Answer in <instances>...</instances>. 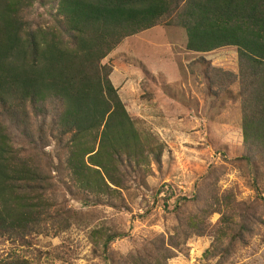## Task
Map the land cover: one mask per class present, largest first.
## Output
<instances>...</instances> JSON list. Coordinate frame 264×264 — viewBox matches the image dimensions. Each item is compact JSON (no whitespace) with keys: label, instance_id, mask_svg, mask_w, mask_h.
<instances>
[{"label":"trees","instance_id":"trees-1","mask_svg":"<svg viewBox=\"0 0 264 264\" xmlns=\"http://www.w3.org/2000/svg\"><path fill=\"white\" fill-rule=\"evenodd\" d=\"M158 25L183 28L190 51L237 49V61L206 63L224 72L221 79L238 77L242 125L231 140L264 163V0H0V239L71 226L72 217L54 208L53 171L99 204L120 198L129 178L152 162L162 164L163 144L139 130L111 80L112 66L103 64L126 38ZM50 141L56 165L44 151ZM188 200L179 198L175 208ZM238 205L230 195L216 198L205 216L190 219L189 235L213 233L206 258L227 259L246 233L264 227ZM216 212L218 223L208 226L206 216ZM89 235L112 262L110 244L123 234L104 226ZM174 256L169 249L130 253L120 263L167 264Z\"/></svg>","mask_w":264,"mask_h":264},{"label":"rangeland","instance_id":"rangeland-1","mask_svg":"<svg viewBox=\"0 0 264 264\" xmlns=\"http://www.w3.org/2000/svg\"><path fill=\"white\" fill-rule=\"evenodd\" d=\"M231 56L237 61L233 46L208 53L188 50L186 31L178 26L158 25L126 38L103 64L112 66L111 80L139 130L163 144L162 164L152 162L142 175L128 177L120 198L99 204L53 171L54 208L72 217L71 226L59 234L1 238L0 262L122 264L130 253L157 256L169 249L177 256L167 264H264V227L246 233V243L236 242L227 259L204 255L212 246L211 231L189 235L190 219L205 216L216 198L229 195L240 212L264 219V163L231 140L242 125L238 77L221 79L224 72L206 63ZM44 151L59 163L54 142ZM246 154L256 160H245ZM181 197L189 200L176 209ZM219 218L216 212L205 220L214 226ZM104 226L123 234L110 244L112 262L89 235ZM176 242L180 249L173 247Z\"/></svg>","mask_w":264,"mask_h":264}]
</instances>
